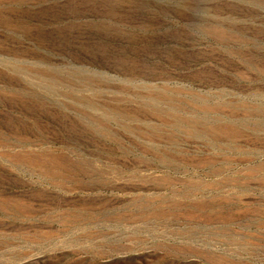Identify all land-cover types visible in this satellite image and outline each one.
<instances>
[{
  "label": "rangeland",
  "instance_id": "374dc122",
  "mask_svg": "<svg viewBox=\"0 0 264 264\" xmlns=\"http://www.w3.org/2000/svg\"><path fill=\"white\" fill-rule=\"evenodd\" d=\"M0 264H264V0H0Z\"/></svg>",
  "mask_w": 264,
  "mask_h": 264
}]
</instances>
